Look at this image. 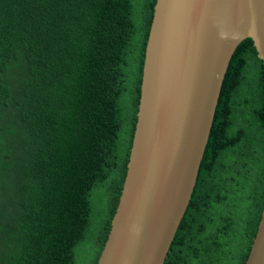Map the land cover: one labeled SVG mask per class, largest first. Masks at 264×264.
<instances>
[{"label": "trees", "instance_id": "obj_1", "mask_svg": "<svg viewBox=\"0 0 264 264\" xmlns=\"http://www.w3.org/2000/svg\"><path fill=\"white\" fill-rule=\"evenodd\" d=\"M156 2L0 0V264H76L87 242L98 264L127 173ZM263 205L264 67L247 39L164 264H245Z\"/></svg>", "mask_w": 264, "mask_h": 264}, {"label": "water", "instance_id": "obj_2", "mask_svg": "<svg viewBox=\"0 0 264 264\" xmlns=\"http://www.w3.org/2000/svg\"><path fill=\"white\" fill-rule=\"evenodd\" d=\"M247 39L264 67V0H157L125 182L98 264L165 263ZM245 264H264V205Z\"/></svg>", "mask_w": 264, "mask_h": 264}, {"label": "rangeland", "instance_id": "obj_3", "mask_svg": "<svg viewBox=\"0 0 264 264\" xmlns=\"http://www.w3.org/2000/svg\"><path fill=\"white\" fill-rule=\"evenodd\" d=\"M96 251L97 248L94 242L82 243L76 249V264H91L96 256ZM78 261L79 263H77Z\"/></svg>", "mask_w": 264, "mask_h": 264}]
</instances>
